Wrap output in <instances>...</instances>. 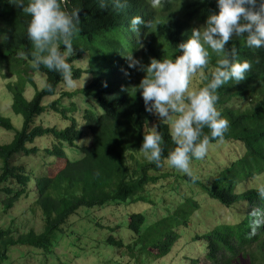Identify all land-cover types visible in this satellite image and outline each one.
Wrapping results in <instances>:
<instances>
[{"label": "trees", "instance_id": "obj_1", "mask_svg": "<svg viewBox=\"0 0 264 264\" xmlns=\"http://www.w3.org/2000/svg\"><path fill=\"white\" fill-rule=\"evenodd\" d=\"M24 3L27 6L29 0ZM61 4L68 12L80 10L79 31L68 58L80 85L73 91L64 86L59 73L33 65L36 50L27 35L31 17L10 0H0V71L18 77L7 90L14 114L23 118L18 130L0 113V129L14 133L10 143L0 142V264H12L15 250L23 258L27 253L20 249H28L32 257V251L49 253L54 235L78 210L142 202L169 180L171 175L164 173L169 166L166 157L177 146L171 126L145 110L139 84L146 73L129 69L126 56L132 53L145 66L153 58L175 59L182 54L178 45L190 38L192 29L204 26L208 16L219 11L217 0H162L157 7L150 0H127L123 7L117 6V0H61ZM135 16L148 24L141 27L139 37L130 30ZM58 47L64 50L62 42ZM233 48L234 59L251 61L252 68L245 80L218 89L216 107L230 126L222 139L210 143L238 142L241 155L209 186L188 178L229 211L194 240L204 244V258L210 264H264V48L247 47L245 37L230 40L226 49ZM209 53L199 89L210 82L218 59L223 58L211 49ZM85 60L87 68H77ZM29 72L45 78V88L32 99L27 88L37 90V84ZM49 99L53 101L47 104ZM241 99L250 101L249 109L234 106ZM152 125L163 137L160 167L139 161L143 135ZM203 131L211 136L210 129ZM68 151L78 152L80 159L71 161ZM22 204L26 208L20 216L40 219L41 234L23 230L25 225L10 215ZM158 213L155 220L140 212L128 213L126 227L136 235L143 232L155 242L158 255L166 256L199 211L184 195L176 208H167L162 216ZM108 242L114 244L113 238ZM201 263L197 258L190 262Z\"/></svg>", "mask_w": 264, "mask_h": 264}, {"label": "clouds", "instance_id": "obj_2", "mask_svg": "<svg viewBox=\"0 0 264 264\" xmlns=\"http://www.w3.org/2000/svg\"><path fill=\"white\" fill-rule=\"evenodd\" d=\"M127 0H117L123 7ZM162 0H150L153 7ZM203 2V0H202ZM15 7L22 8L31 19L27 35L35 48L33 65L46 66L62 77L65 87H76L77 81L68 58L73 55V38L79 31V9L68 12L62 8L61 0H10ZM218 13L209 15L204 26L193 28L186 42L178 45L181 55L175 59H151L145 66L141 60L126 56L128 68L146 73L139 84L145 110L157 115L162 121L171 120L172 115H180L171 123V136L177 145L166 157L173 168L192 176L191 161L203 159L210 145V139H222L230 124L217 109V91L230 81L239 83L251 70V61H236V50L226 49L234 37H245L249 48H264V0H217ZM148 24L141 16L130 21V30L138 37L141 27ZM62 42L64 50L58 47ZM138 47H143L137 39ZM209 49L218 56L211 80L198 91H189L193 76L209 63ZM129 73L125 70V75ZM49 89L52 85H46ZM210 129L211 136L204 133ZM162 135L157 126L148 128L143 135L140 151L145 157L162 166ZM264 194V189H262Z\"/></svg>", "mask_w": 264, "mask_h": 264}, {"label": "rangeland", "instance_id": "obj_3", "mask_svg": "<svg viewBox=\"0 0 264 264\" xmlns=\"http://www.w3.org/2000/svg\"><path fill=\"white\" fill-rule=\"evenodd\" d=\"M87 66L88 61L85 60L77 68H87ZM29 74L37 84V90L30 86L27 88V97L32 99L37 91H42L45 88V78L40 73L29 72ZM203 74V71L199 70L193 76L189 91L199 90ZM17 78L16 75L8 71H0V113L3 117L11 119L18 130H21L23 118L14 114L12 110L13 98L7 90V86L15 82ZM75 88H80V85L77 84L76 87H72L71 91ZM51 101L53 99H49L47 104ZM75 101L79 106L83 105L81 99ZM64 103L70 105L67 100H64ZM250 105V101L242 99L234 103L236 108L242 110L249 109ZM179 115V113H175L171 120H165V122L171 126L172 121ZM154 118L161 120L157 115H154ZM59 124L62 125V122ZM13 136L14 133L0 129V142L2 144L10 143ZM67 153L73 162L80 159L78 152L68 151ZM240 155L241 146L238 142L221 140L210 143L209 150L203 159L191 161L192 176H188L168 164L169 166L164 170V173L171 175L169 180L162 186L154 188L142 202L120 203L119 205L112 202L102 207L78 210L54 235L49 253L38 254V251H32V257L28 249H20L23 253H27V257L23 258L15 250L11 252L12 264H190L194 258L201 259V264H210L204 258V244L201 241H195L194 237L203 234L216 219L224 218L229 214V211L219 202L212 200L200 188L201 186L196 187L189 183V179L204 182L209 186L210 180L219 176L234 162H238ZM139 161L151 163L144 153L139 157ZM1 167L2 163L0 162V174ZM244 185L248 186V183ZM157 188H161V190L155 191ZM184 195L193 199L199 213L193 215L189 226L184 232H180V239L170 254L158 255L155 242H149L143 232L136 235L127 229L126 217L128 213L140 212L151 217L150 220H155L154 214L159 212L158 215L162 216L167 208H176L182 203ZM25 208L26 206L22 204L17 208V212H10V215L13 218L17 217L20 225H25L23 230L34 229L37 235L41 234L43 222L40 219L20 216ZM8 223L9 221H7ZM109 238H113L114 244L108 242ZM118 241L120 246H117Z\"/></svg>", "mask_w": 264, "mask_h": 264}]
</instances>
